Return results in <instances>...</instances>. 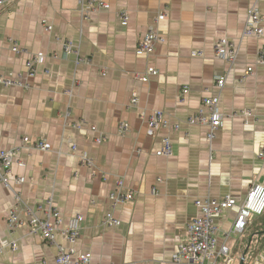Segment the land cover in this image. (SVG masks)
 Returning a JSON list of instances; mask_svg holds the SVG:
<instances>
[{
	"label": "crops",
	"instance_id": "crops-1",
	"mask_svg": "<svg viewBox=\"0 0 264 264\" xmlns=\"http://www.w3.org/2000/svg\"><path fill=\"white\" fill-rule=\"evenodd\" d=\"M5 1L0 76H20L28 89L0 87V151L16 152L11 169L22 181L17 194L24 205L36 209L52 200L61 218L55 244L88 256L91 264H173L178 244L187 242L186 224L199 217L195 201L229 195L233 206L218 218V239L224 240L249 188L264 186V66L257 63L264 36L241 43L221 92L224 120L212 142L206 141L207 127L187 120L215 95L213 77L228 71L214 59L215 42H239L253 3L264 25V0H104L107 9L89 14L67 0ZM149 28L166 42L138 54ZM64 42L88 62L66 58ZM36 54L46 58L27 78L26 63ZM245 72L251 75L243 79ZM155 111L178 130L150 131L147 120ZM66 112L69 126L63 124ZM80 121L85 125L72 127ZM99 138L104 140L97 144ZM166 138L170 157L162 154ZM37 142L50 151L34 149ZM82 156L93 169L81 163ZM118 181L133 198L113 207L108 195ZM15 205L0 183V264H55V244L29 235L25 224L8 228ZM108 212L118 220L115 228L101 227ZM77 216L80 238L70 245L63 232ZM241 236L227 241L232 264H239L232 250ZM247 264H264V247Z\"/></svg>",
	"mask_w": 264,
	"mask_h": 264
},
{
	"label": "built area",
	"instance_id": "built-area-1",
	"mask_svg": "<svg viewBox=\"0 0 264 264\" xmlns=\"http://www.w3.org/2000/svg\"><path fill=\"white\" fill-rule=\"evenodd\" d=\"M67 1H72L77 4L82 14L101 11L108 7L104 0ZM7 4H10V2L0 0V9L6 7ZM161 15L164 16L165 13L162 12ZM120 17L124 23L128 21V15L126 13H123ZM42 23L46 26L45 30L47 32L53 30L52 26L46 21ZM263 36V19L257 4L253 3L247 9L246 22L239 42L234 44L226 39H219L215 42L214 59L228 66V71L224 74H216L213 77L215 95L204 98L202 106L197 113L187 120L188 125L207 127L206 141L209 144L215 138L224 120V115L221 112L220 96L222 89L226 85L228 74L233 70L237 57L241 51V43L247 39H261ZM165 42V38L161 33L154 28H149L137 46V53L148 55ZM12 51L17 53L19 48L15 45ZM63 53L66 58L72 55L76 56V64L88 62V60L79 57L78 51L73 48L70 42L63 43ZM198 56H200V54H198ZM45 58L46 56L42 54H36L26 63L25 75L27 78H33L36 66L40 65ZM52 58L57 59V56L53 55ZM257 63L258 65L264 66V46L260 48L257 53ZM147 73L154 76L158 74L153 68H148ZM249 75H251L249 72H245L243 79H246ZM0 87L5 89L14 87L27 90L28 83L20 76H0ZM184 93H186V91H184ZM136 103L137 99L133 98L132 105ZM242 115L244 117H249L251 114L249 112H244ZM68 118L69 112H66L62 117L64 126L70 125L68 123ZM83 125H85V121H80L73 124L72 127L80 129ZM147 126L152 132L167 127L178 130V124L171 125L168 119L165 118L163 112L160 111H155L151 114L150 118L147 120ZM91 130L92 132L96 131L94 127L91 128ZM120 132L123 134L126 132V127L124 125L120 126ZM103 140L104 138H99L96 140V143L99 144ZM33 147L43 152L50 151L48 146L43 142H37ZM74 150L75 146L73 145L72 152ZM15 153L13 149L0 151V183L15 196L16 202V205L8 214L7 226L13 231L25 224L29 227V235L41 236L45 242L55 244L57 235L55 226L61 223L60 214L54 207L51 199L48 200L45 207L39 206L36 209L22 203L17 194V188L21 185L22 181L20 178L13 176L11 169L15 159ZM162 154L166 157L172 155L171 142L168 138L164 139ZM259 156L264 157V152L260 153ZM80 161L88 168H94L92 160L86 156H82ZM154 193L155 190H153V194ZM132 198V193L125 190L123 181H118L115 189L108 195V200L113 207L129 203ZM194 205L199 211V217L190 220L186 224L184 230L187 236V242L178 244L177 250L171 256V262L173 264H232L231 252L227 246V241L232 235H241L253 217L260 216L264 213V186L253 185L249 188L244 200L238 207L236 218L230 230L224 235V240L221 242H219L218 239V234L220 232L218 218L222 216L224 210L232 208L233 202L231 197L226 195L222 199H212L210 197L197 199ZM41 213H43V217H40ZM117 225L118 220L114 217L113 212H108L104 215L101 222L102 228H115ZM80 231V217L77 216L72 219L69 227L63 232V235L66 237L67 242L73 245L80 238ZM56 248L57 254L55 264H91L88 256L76 255L77 253L73 249H66L59 245H56Z\"/></svg>",
	"mask_w": 264,
	"mask_h": 264
},
{
	"label": "trees",
	"instance_id": "trees-1",
	"mask_svg": "<svg viewBox=\"0 0 264 264\" xmlns=\"http://www.w3.org/2000/svg\"><path fill=\"white\" fill-rule=\"evenodd\" d=\"M249 242L250 245L244 258V264H247V261L264 247V213L253 217L244 229L241 238L237 240L236 248L233 249L234 253L232 250V255L237 253L236 261L238 263Z\"/></svg>",
	"mask_w": 264,
	"mask_h": 264
},
{
	"label": "water",
	"instance_id": "water-1",
	"mask_svg": "<svg viewBox=\"0 0 264 264\" xmlns=\"http://www.w3.org/2000/svg\"><path fill=\"white\" fill-rule=\"evenodd\" d=\"M249 245H250V242H249L247 248L245 249L244 254L242 255V258H241L239 264H244V258H245L246 252H247V250L249 248Z\"/></svg>",
	"mask_w": 264,
	"mask_h": 264
},
{
	"label": "rangeland",
	"instance_id": "rangeland-1",
	"mask_svg": "<svg viewBox=\"0 0 264 264\" xmlns=\"http://www.w3.org/2000/svg\"><path fill=\"white\" fill-rule=\"evenodd\" d=\"M232 257V256H231ZM221 262V261H220Z\"/></svg>",
	"mask_w": 264,
	"mask_h": 264
}]
</instances>
